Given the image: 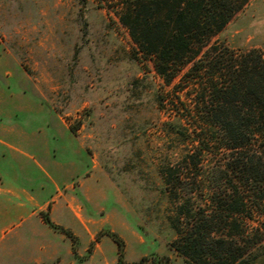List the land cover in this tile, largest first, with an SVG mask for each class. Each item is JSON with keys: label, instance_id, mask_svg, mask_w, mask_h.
<instances>
[{"label": "rangeland", "instance_id": "rangeland-1", "mask_svg": "<svg viewBox=\"0 0 264 264\" xmlns=\"http://www.w3.org/2000/svg\"><path fill=\"white\" fill-rule=\"evenodd\" d=\"M134 3L0 0V137L56 167L61 193L31 219L60 250H0V264H120L112 234L123 264L230 262L178 251L198 223L206 248H240L230 264H264V183L224 171L231 152L206 112L243 60L263 70L264 0H231L224 28L164 74L123 24Z\"/></svg>", "mask_w": 264, "mask_h": 264}, {"label": "trees", "instance_id": "trees-1", "mask_svg": "<svg viewBox=\"0 0 264 264\" xmlns=\"http://www.w3.org/2000/svg\"><path fill=\"white\" fill-rule=\"evenodd\" d=\"M134 1L133 10L129 8L122 11L123 24L143 51L155 55L159 74H164L169 65L178 69L175 65L192 52L194 44L202 43L205 38L220 32L235 11V8L229 6L231 0ZM198 53L196 51L194 56ZM259 60L253 59L252 65L248 64L249 60H243L244 64L232 71L230 85L222 84L220 88L215 86L214 92L218 94L216 103L211 102L206 111L208 114L211 112L214 125L222 131L221 139L225 140L223 147L231 152L234 164L228 163L224 171L234 172L237 169L241 177L245 175V180L256 185L264 183V68L261 70ZM242 101L243 104H238ZM229 207L232 213L241 211L239 205ZM201 232L202 226L199 223L188 227L184 234V246L178 247V251L190 255L187 249L192 248L200 253L207 251L214 258H221L220 254H216L219 251L231 257L230 262L224 264L234 263L241 257L240 248L237 247V251L231 250L224 238L210 236L215 248H206L209 243L205 237L202 239ZM112 235L119 247L118 260L123 264V243L116 235ZM144 260L142 258L137 264H143Z\"/></svg>", "mask_w": 264, "mask_h": 264}, {"label": "crops", "instance_id": "crops-1", "mask_svg": "<svg viewBox=\"0 0 264 264\" xmlns=\"http://www.w3.org/2000/svg\"><path fill=\"white\" fill-rule=\"evenodd\" d=\"M0 144L9 148V151L0 154V222H3L0 223V250L19 253L33 245L37 251L50 247L58 252L59 246L43 243L41 234L34 231L31 225L37 210L61 195L60 192L51 195L58 190L60 183L56 167L37 162L34 167L27 165L22 161L28 158L24 151L13 147L2 137Z\"/></svg>", "mask_w": 264, "mask_h": 264}]
</instances>
